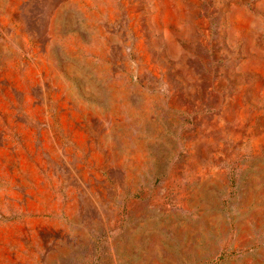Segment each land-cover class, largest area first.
Returning <instances> with one entry per match:
<instances>
[{
    "label": "rangeland",
    "instance_id": "374dc122",
    "mask_svg": "<svg viewBox=\"0 0 264 264\" xmlns=\"http://www.w3.org/2000/svg\"><path fill=\"white\" fill-rule=\"evenodd\" d=\"M0 264H264V0H0Z\"/></svg>",
    "mask_w": 264,
    "mask_h": 264
}]
</instances>
